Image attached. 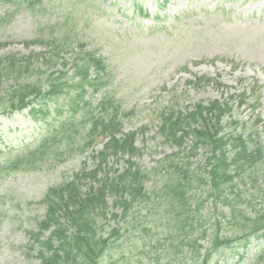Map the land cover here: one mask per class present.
<instances>
[{
  "label": "trees",
  "instance_id": "obj_1",
  "mask_svg": "<svg viewBox=\"0 0 264 264\" xmlns=\"http://www.w3.org/2000/svg\"><path fill=\"white\" fill-rule=\"evenodd\" d=\"M50 36L24 41L26 48L40 42L44 50L0 55V114L26 111L35 122L50 123L10 167L49 158L61 164L87 152L94 167L46 191L45 216L29 228L25 251L35 249L41 264H173L187 249L199 264H210L216 252L261 238L255 256L264 259V145L256 128L236 131L241 121L234 117V97L241 106L247 91L183 110L174 101L163 108L156 135L178 149L147 167L138 162L139 132L124 131L130 114L101 93L106 59L64 33ZM195 76L188 81L194 89L220 85ZM124 156L127 166L114 169L111 160ZM109 213V229L98 225Z\"/></svg>",
  "mask_w": 264,
  "mask_h": 264
},
{
  "label": "rangeland",
  "instance_id": "obj_2",
  "mask_svg": "<svg viewBox=\"0 0 264 264\" xmlns=\"http://www.w3.org/2000/svg\"><path fill=\"white\" fill-rule=\"evenodd\" d=\"M63 33L69 42L85 43L106 59L108 81L101 93L130 114L124 131L139 132L141 165L152 166L165 153L177 151L156 135L154 123L173 101L183 110L247 91L241 106L234 97V117L241 121L236 131L256 128L264 145V0H0V41L9 43L0 46V55L44 50L40 42L26 48L24 41L61 38ZM66 56L73 60L71 53ZM195 75L210 76L220 85L194 89L188 81ZM49 125L35 122L26 111L0 114V264H41L36 250L25 251L24 244L29 228L45 216L44 194L84 166L94 167L90 152L75 153L61 164L49 158L10 167L9 161L34 147ZM126 159L111 160L114 169L126 167ZM113 222L109 213L98 225L109 229ZM157 233L152 231L154 238ZM261 242L244 247L238 241L216 252L210 264H264L255 256ZM186 251L173 264H199Z\"/></svg>",
  "mask_w": 264,
  "mask_h": 264
}]
</instances>
